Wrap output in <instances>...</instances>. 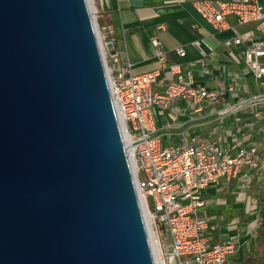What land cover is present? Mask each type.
<instances>
[{
	"label": "water",
	"instance_id": "obj_1",
	"mask_svg": "<svg viewBox=\"0 0 264 264\" xmlns=\"http://www.w3.org/2000/svg\"><path fill=\"white\" fill-rule=\"evenodd\" d=\"M0 264H156L89 0H0Z\"/></svg>",
	"mask_w": 264,
	"mask_h": 264
},
{
	"label": "built area",
	"instance_id": "obj_2",
	"mask_svg": "<svg viewBox=\"0 0 264 264\" xmlns=\"http://www.w3.org/2000/svg\"><path fill=\"white\" fill-rule=\"evenodd\" d=\"M193 7L216 31L232 30L233 46H245L242 59H237L235 70L230 73L231 82L218 89L210 90L198 83L193 69L169 63L159 37L152 38L151 44L157 50L161 67L134 74L130 61L123 60L115 50L113 29L100 27L94 16L137 192L147 226L151 225L159 239V253L154 252L156 264H226L236 252L237 242L211 241L214 227L202 214L207 205L205 191L211 185L230 183L241 175L246 178L247 188L257 179L264 184V156L252 138L246 142L237 140L231 148L225 147L223 136L215 141H201L197 135H190L184 143L163 145L165 138L159 133L154 110H169V115L176 118L184 112L179 101L195 107L193 113L203 119L207 115L205 105L208 106L210 115L217 116L215 123L228 115H235V122L245 119L253 110L254 119L250 121L253 127L263 117L259 111L264 108L262 0H195ZM248 25H254V29L239 30ZM108 44L113 47L109 49ZM175 52L180 57L186 56L184 48H176ZM201 54L205 55L206 51L202 50ZM163 70L167 71L169 82L158 92L154 86ZM205 77L212 80L209 72ZM252 83L258 88L256 91L249 88ZM229 100H234L230 107L218 108ZM261 131L264 133V126Z\"/></svg>",
	"mask_w": 264,
	"mask_h": 264
},
{
	"label": "crops",
	"instance_id": "obj_3",
	"mask_svg": "<svg viewBox=\"0 0 264 264\" xmlns=\"http://www.w3.org/2000/svg\"><path fill=\"white\" fill-rule=\"evenodd\" d=\"M96 9L97 21L102 28H112L116 42V52L123 60L132 64L134 74H142L161 67L157 50L151 39L159 37L166 51L169 63H180L183 67L194 70L198 83L214 90L231 82L230 73L235 70L237 59H242L245 46H233L232 30L218 32L198 15L193 7L195 0H92ZM264 6V0H262ZM234 24V19L231 18ZM254 29V25L240 27L246 32ZM176 48H184L185 57H180ZM206 51L205 55L201 51ZM209 72L212 80L205 77ZM167 71L163 70L154 86V90L162 92L167 86ZM256 91L254 83L249 85ZM229 103H220L218 108L230 107ZM184 109L178 117L172 118L169 110L156 108L162 112V122L157 124L160 135L165 138L164 146L184 143L190 135H197L201 141H215L218 137H226L224 142L231 148L237 140L246 142L249 138L258 144L259 153L264 156L263 117L252 127L254 111L246 118L234 115L223 117L218 123L211 110L205 105L206 118L194 114L193 106L186 101H179ZM155 109V110H156ZM156 121V120H155ZM232 123L233 126H232ZM231 133H230V132ZM232 134V135H231ZM257 179V178H256ZM207 205L202 214L214 227L211 234L213 243L234 240L237 242L236 252L230 256L226 264H264V184L259 179L251 188L246 187V178L241 175L232 182L211 185L205 191Z\"/></svg>",
	"mask_w": 264,
	"mask_h": 264
},
{
	"label": "bare ground",
	"instance_id": "obj_4",
	"mask_svg": "<svg viewBox=\"0 0 264 264\" xmlns=\"http://www.w3.org/2000/svg\"><path fill=\"white\" fill-rule=\"evenodd\" d=\"M90 1V6H91V10L92 12L94 13V16L96 17V9L95 7L93 6V1L92 0H89ZM94 21H95V18H94ZM148 228H149V234H150V237H151V242H152V247H153V251L156 253H159L158 252V243L159 242V239H157V236H156V233L153 231L151 225L148 224Z\"/></svg>",
	"mask_w": 264,
	"mask_h": 264
},
{
	"label": "rangeland",
	"instance_id": "obj_5",
	"mask_svg": "<svg viewBox=\"0 0 264 264\" xmlns=\"http://www.w3.org/2000/svg\"><path fill=\"white\" fill-rule=\"evenodd\" d=\"M154 116H155V120H156L157 124L162 122V112L160 110H158V109L154 110Z\"/></svg>",
	"mask_w": 264,
	"mask_h": 264
}]
</instances>
